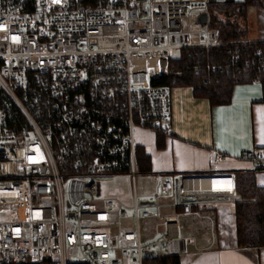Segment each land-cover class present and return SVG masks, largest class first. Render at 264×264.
I'll list each match as a JSON object with an SVG mask.
<instances>
[{"label": "built area", "instance_id": "2783aa9c", "mask_svg": "<svg viewBox=\"0 0 264 264\" xmlns=\"http://www.w3.org/2000/svg\"><path fill=\"white\" fill-rule=\"evenodd\" d=\"M227 2L0 0V264H145L187 250L184 217L241 202L234 172L216 169L158 173L153 196L134 190L130 203L104 188L106 176L148 173L136 127L173 132L159 79L180 49L264 43L220 37L209 8ZM240 156L264 171L256 149ZM224 158L216 150L212 166ZM148 220L165 225L151 240Z\"/></svg>", "mask_w": 264, "mask_h": 264}, {"label": "crops", "instance_id": "0c3cea01", "mask_svg": "<svg viewBox=\"0 0 264 264\" xmlns=\"http://www.w3.org/2000/svg\"><path fill=\"white\" fill-rule=\"evenodd\" d=\"M250 38L261 40L264 36ZM233 92L230 103L212 105L193 94L191 86H174L173 132L164 135L144 126L135 128L136 149L144 148L151 158V169L143 176L154 178L155 188L158 173H205L212 169L235 173L253 168L251 160L240 156L242 152L256 149L264 157L262 85L259 81L236 83ZM216 150L223 151L225 158L213 167ZM256 173L257 184L264 186V171ZM136 177H132L133 191ZM234 211L235 205L227 203L183 218L181 234L192 238L194 245L184 252L182 264H264V247L238 245Z\"/></svg>", "mask_w": 264, "mask_h": 264}, {"label": "trees", "instance_id": "16d2710c", "mask_svg": "<svg viewBox=\"0 0 264 264\" xmlns=\"http://www.w3.org/2000/svg\"><path fill=\"white\" fill-rule=\"evenodd\" d=\"M249 6L264 9V0H232L227 3L210 4V25L218 28L224 40L245 39L244 28ZM264 43L220 45L210 48H182L180 56L170 60V72L162 75L159 82L174 86H191L193 94L204 97L213 104L230 103L236 83L259 81L264 91V65L255 58V48ZM216 67L215 69L213 67ZM159 145L162 143L159 141ZM137 165L140 171L151 169V158L145 149L138 148ZM236 188L242 196L235 206L236 240L238 245L254 248L264 247V186L257 184L256 172L239 170ZM145 264H182L181 254L149 256Z\"/></svg>", "mask_w": 264, "mask_h": 264}, {"label": "rangeland", "instance_id": "374dc122", "mask_svg": "<svg viewBox=\"0 0 264 264\" xmlns=\"http://www.w3.org/2000/svg\"><path fill=\"white\" fill-rule=\"evenodd\" d=\"M250 14L246 22L242 23L244 28L248 29V37L264 36V9L260 6H250ZM136 190L139 192V198L145 199L153 196L156 180L152 177L148 178L142 174L136 177ZM104 188L108 190L116 191V194L123 198L127 203L132 202V192H133V178L129 174H121L114 176L104 177ZM132 211L129 210V215L127 218L122 219L124 225L131 224ZM165 229L164 224H157V221L148 220L142 224V233L146 240L154 239L160 234L161 231ZM208 242V241H206ZM210 242H213L212 240ZM198 242V244H201ZM188 246L194 245L193 242L188 241ZM184 252L181 253V257L184 256Z\"/></svg>", "mask_w": 264, "mask_h": 264}, {"label": "water", "instance_id": "95a60500", "mask_svg": "<svg viewBox=\"0 0 264 264\" xmlns=\"http://www.w3.org/2000/svg\"><path fill=\"white\" fill-rule=\"evenodd\" d=\"M200 20H201L202 22H205V21H206V14H203V15L201 16ZM151 252L153 253V251H151Z\"/></svg>", "mask_w": 264, "mask_h": 264}]
</instances>
